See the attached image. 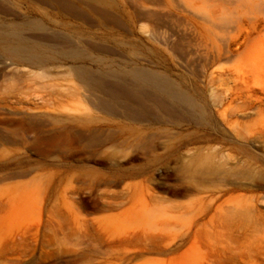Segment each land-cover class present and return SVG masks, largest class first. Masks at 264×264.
I'll list each match as a JSON object with an SVG mask.
<instances>
[{
    "label": "rangeland",
    "instance_id": "1",
    "mask_svg": "<svg viewBox=\"0 0 264 264\" xmlns=\"http://www.w3.org/2000/svg\"><path fill=\"white\" fill-rule=\"evenodd\" d=\"M100 1L0 0V264H264V0Z\"/></svg>",
    "mask_w": 264,
    "mask_h": 264
},
{
    "label": "bare ground",
    "instance_id": "2",
    "mask_svg": "<svg viewBox=\"0 0 264 264\" xmlns=\"http://www.w3.org/2000/svg\"><path fill=\"white\" fill-rule=\"evenodd\" d=\"M92 2L94 3L92 7L95 8V6H97V9L98 6L100 7L102 3V1L100 0H92ZM31 25L34 28L36 27L41 29L43 28L44 30L46 29L44 28V25L39 21H33L31 22ZM10 35L11 37L7 39L9 43V49H7L6 54L11 59H15L19 63L30 64L32 66L40 68L46 67V65L50 62L52 54L46 45L37 42H30L16 30H13ZM72 38L73 40H75L74 37ZM75 42L77 44L78 41ZM80 45L78 44V46ZM80 54L81 51L77 49L63 51L62 53V55L69 57H78ZM77 73L88 77V74L85 73L84 69L80 67L77 68ZM129 73L137 81V83L142 86L143 89L152 87L166 93L177 102H192L187 95L174 87V85H172L166 77L158 72H154L150 69L137 66L133 67Z\"/></svg>",
    "mask_w": 264,
    "mask_h": 264
}]
</instances>
